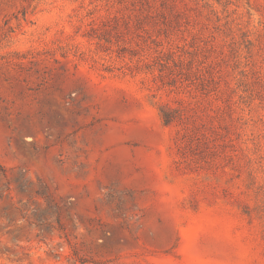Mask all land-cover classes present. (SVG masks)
<instances>
[{"label": "rangeland", "instance_id": "rangeland-1", "mask_svg": "<svg viewBox=\"0 0 264 264\" xmlns=\"http://www.w3.org/2000/svg\"><path fill=\"white\" fill-rule=\"evenodd\" d=\"M0 264H264V0H0Z\"/></svg>", "mask_w": 264, "mask_h": 264}, {"label": "trees", "instance_id": "trees-1", "mask_svg": "<svg viewBox=\"0 0 264 264\" xmlns=\"http://www.w3.org/2000/svg\"><path fill=\"white\" fill-rule=\"evenodd\" d=\"M158 111L164 123H170L172 121L178 120L182 116L181 110L178 108L160 106Z\"/></svg>", "mask_w": 264, "mask_h": 264}]
</instances>
